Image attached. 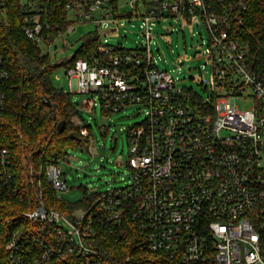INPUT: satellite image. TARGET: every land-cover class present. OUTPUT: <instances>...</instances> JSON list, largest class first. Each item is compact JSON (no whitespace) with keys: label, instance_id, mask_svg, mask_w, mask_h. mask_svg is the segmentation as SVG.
<instances>
[{"label":"built area","instance_id":"obj_1","mask_svg":"<svg viewBox=\"0 0 264 264\" xmlns=\"http://www.w3.org/2000/svg\"><path fill=\"white\" fill-rule=\"evenodd\" d=\"M22 6L29 12L23 32L41 42L44 28L50 30L41 22L43 2L26 0ZM255 6L264 9V0H71L66 5L72 21L68 33L75 31V20L94 23L99 32L137 20L146 40L137 51L123 48L125 53L91 62L78 59L66 69L75 92L97 94L103 111L138 106L145 112L128 130L133 179L98 198L101 225H108L127 255L94 243L99 212L78 209L68 216L45 204L43 172L58 193L68 188L58 161L43 172L25 171V189L28 181L32 187L38 182L35 207L13 216L0 206V264H264V72L253 68L244 38ZM167 16L188 23L200 17L207 25L215 79L208 98H196L178 77L156 66L150 44ZM98 50L108 55L116 48L101 41ZM242 102L252 105L242 109ZM4 105L0 90V110ZM81 134L90 136L87 128ZM13 180L16 184L11 152L0 146V198L22 189L18 182L13 189Z\"/></svg>","mask_w":264,"mask_h":264},{"label":"trees","instance_id":"obj_2","mask_svg":"<svg viewBox=\"0 0 264 264\" xmlns=\"http://www.w3.org/2000/svg\"><path fill=\"white\" fill-rule=\"evenodd\" d=\"M31 1L37 6L43 2L41 22L50 24L49 31L44 28L41 42L29 39L23 32L29 12L22 8V0H0V90L5 95V105L0 110V146L11 152L16 180V184L13 180V189L17 188V182L23 185L22 189L17 188L16 194L0 198V206H5V210L12 212L13 216L36 206L34 196L39 192L38 182L35 181L32 187L28 181V189H25L26 170L43 172L48 165L66 160L68 148L89 147L90 136H83L81 129L87 128L91 135V125L85 121L84 127L77 124L75 118H81L79 104L72 100L70 93L54 85L53 74L59 68L69 69L78 59L91 62L95 57L125 53L123 48H116L108 55L99 53L102 40L100 32L95 29L85 34L70 59L54 61L48 47L67 33L72 23L65 11L71 0ZM245 29L244 38L250 49L249 60L253 68L264 72V9L257 6L252 8ZM194 94L196 98H202L198 93ZM63 121L65 127L59 132L58 126ZM41 180L42 199L49 208L68 216L78 209L90 208L93 214L99 212L97 218L94 217L97 232L94 243L101 247L108 246L122 257L127 255L126 245L121 253L120 244L109 233L108 225H101L104 212L100 211L98 198L104 192L85 188L81 199L69 202L51 186L44 172ZM20 194L23 195L22 200ZM125 219L128 225L127 216ZM15 226L13 224L10 228Z\"/></svg>","mask_w":264,"mask_h":264},{"label":"rangeland","instance_id":"obj_3","mask_svg":"<svg viewBox=\"0 0 264 264\" xmlns=\"http://www.w3.org/2000/svg\"><path fill=\"white\" fill-rule=\"evenodd\" d=\"M140 26L141 22L137 20H121L114 25L118 28L117 31L107 33L101 40L115 48L137 51L146 44ZM73 27L74 32H67L52 43L49 53L54 61L70 59L81 45L85 34L96 29L94 23L76 20ZM154 36L150 48L156 66L178 77L180 86L194 90L204 99L208 98L215 79L207 56L208 29L202 18L194 17L188 23L183 17L177 19L167 16L155 28ZM53 82L56 87L71 94L72 100L79 104L80 120L91 125L89 150L68 148L67 159L62 161L63 179L68 188L60 195L67 201L74 202L81 199L85 188L105 192L130 184L133 178L128 166V130L143 121L144 110L138 106H129L118 113L105 114L97 94L92 98L74 91L65 68H59L53 74ZM239 105L245 109L252 102H242Z\"/></svg>","mask_w":264,"mask_h":264},{"label":"water","instance_id":"obj_4","mask_svg":"<svg viewBox=\"0 0 264 264\" xmlns=\"http://www.w3.org/2000/svg\"><path fill=\"white\" fill-rule=\"evenodd\" d=\"M115 31L116 30L114 28L106 29V30H103L100 32V36L102 37V36L106 35L107 33L115 32ZM64 127H65V122L63 121L58 126L59 132H62ZM86 150H89V148L87 147Z\"/></svg>","mask_w":264,"mask_h":264},{"label":"crops","instance_id":"obj_5","mask_svg":"<svg viewBox=\"0 0 264 264\" xmlns=\"http://www.w3.org/2000/svg\"><path fill=\"white\" fill-rule=\"evenodd\" d=\"M74 91H75V88H74Z\"/></svg>","mask_w":264,"mask_h":264}]
</instances>
